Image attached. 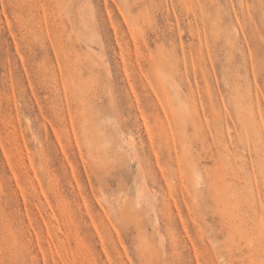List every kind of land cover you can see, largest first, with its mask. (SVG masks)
<instances>
[{"label":"rangeland","instance_id":"obj_1","mask_svg":"<svg viewBox=\"0 0 264 264\" xmlns=\"http://www.w3.org/2000/svg\"><path fill=\"white\" fill-rule=\"evenodd\" d=\"M246 7L0 0V264H264Z\"/></svg>","mask_w":264,"mask_h":264},{"label":"bare ground","instance_id":"obj_2","mask_svg":"<svg viewBox=\"0 0 264 264\" xmlns=\"http://www.w3.org/2000/svg\"><path fill=\"white\" fill-rule=\"evenodd\" d=\"M243 1L247 2V0ZM252 3L253 11L249 7H246L242 15L244 23L249 27V35L252 36L251 39L257 36L255 25L264 28V0H252Z\"/></svg>","mask_w":264,"mask_h":264}]
</instances>
